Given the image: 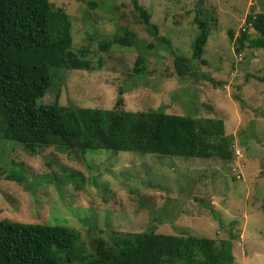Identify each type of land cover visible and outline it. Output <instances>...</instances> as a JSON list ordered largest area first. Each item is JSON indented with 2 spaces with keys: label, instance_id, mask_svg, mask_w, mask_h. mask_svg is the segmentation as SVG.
I'll list each match as a JSON object with an SVG mask.
<instances>
[{
  "label": "rangeland",
  "instance_id": "obj_1",
  "mask_svg": "<svg viewBox=\"0 0 264 264\" xmlns=\"http://www.w3.org/2000/svg\"><path fill=\"white\" fill-rule=\"evenodd\" d=\"M90 1L50 0L69 15L74 44L89 49L95 67L58 70L40 101L52 102L59 93L60 104L109 109L121 94L124 110L220 118L232 138V157L105 149L69 154L55 146L31 153L7 140L0 144V219L79 230L88 250L95 237L109 240L111 231L233 234V264H264V48L245 45L237 52L228 36L246 27L248 13L264 11V0H138L169 45L147 31L133 0H95V7ZM196 14L211 25L205 63L191 57ZM125 27L136 36L133 45L98 51L99 39L112 40ZM248 34L258 36L251 29ZM138 55L146 65L136 75ZM175 55L196 77L175 74ZM10 167L22 169V181L6 177ZM71 172L82 174L81 189L44 178Z\"/></svg>",
  "mask_w": 264,
  "mask_h": 264
},
{
  "label": "trees",
  "instance_id": "obj_2",
  "mask_svg": "<svg viewBox=\"0 0 264 264\" xmlns=\"http://www.w3.org/2000/svg\"><path fill=\"white\" fill-rule=\"evenodd\" d=\"M90 2L91 7L97 6L95 0ZM133 6L147 31L169 45L170 40L159 35L157 25L150 22V11L138 0H133ZM194 22L198 31L191 57L205 63L202 55L210 20L196 14ZM245 24L236 37L228 31L235 50L240 52L245 45L264 48V11L248 13ZM250 29L258 36L251 37ZM136 40L125 27L112 40L99 39L97 49L107 50L114 43L131 46ZM89 52L75 46L69 15L53 7L50 0H0V144L7 140L23 143L31 153L55 146L69 154L105 149L231 159L232 138L225 134L220 118L124 110L121 94L109 109L60 104L59 93L54 101L42 103L40 98L52 87L58 70L94 69ZM173 63L177 76L196 77L184 57L175 55ZM100 64L98 59L97 67ZM145 65V57L138 55L133 73L142 74ZM204 77L213 83L211 77ZM22 174V169L10 167L6 177L22 181ZM44 178L58 185L69 182L76 190L85 182L80 172ZM235 238L233 234L214 239L187 231L165 234L153 229L125 234L111 231L109 240L95 237L88 250L79 230L0 219V264H233Z\"/></svg>",
  "mask_w": 264,
  "mask_h": 264
}]
</instances>
